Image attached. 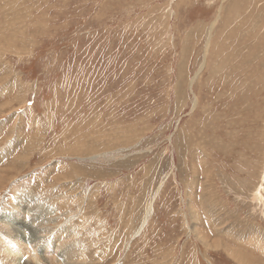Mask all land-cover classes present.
I'll return each instance as SVG.
<instances>
[{"label":"rangeland","instance_id":"1","mask_svg":"<svg viewBox=\"0 0 264 264\" xmlns=\"http://www.w3.org/2000/svg\"><path fill=\"white\" fill-rule=\"evenodd\" d=\"M23 203L50 264H264V0H0V243L47 264Z\"/></svg>","mask_w":264,"mask_h":264},{"label":"bare ground","instance_id":"2","mask_svg":"<svg viewBox=\"0 0 264 264\" xmlns=\"http://www.w3.org/2000/svg\"><path fill=\"white\" fill-rule=\"evenodd\" d=\"M209 38V37H208ZM207 46H208V42H207V45L205 46V49H207ZM100 143H101V141H99ZM78 144V143H77ZM80 147H81V149L79 148L77 151H78V155L80 154V155H90V154H94V156H89V157H86V158H88V160L90 159V160H94V159H97V156H96V154H97V152L98 151H95L94 149H98V150H101L102 149V147H104V146H102V145H100V144H98V145H87V144H85L84 142H82L80 145H79ZM99 146L101 147V149L99 148ZM114 147V146H113ZM34 148V147H33ZM77 148V147H76ZM73 149V148H72ZM75 150H72V153L71 152H69V153H71V154H73V152H74ZM108 154V153H107ZM79 157V156H78ZM82 161V160H81ZM97 172H98V170H96ZM93 173V172H92ZM98 173H100V172H98ZM90 174V173H89ZM67 176V175H66ZM97 176V175H96ZM60 179V178H59ZM61 180V179H60ZM62 188V187H61ZM64 189V188H63ZM22 199H24V198H22ZM25 200V199H24ZM28 200V199H27ZM21 201V200H20ZM28 202V201H27ZM32 202V201H31ZM33 203V202H32ZM151 203H152V200H151V202L149 203V205H147L148 207H146V209H145V214H144V216H143V221H142V223H141V225H140V227L146 222V220H147V218H148V216H149V214H150V210H151V207H150V205H151ZM29 204V203H28ZM23 205V206H22ZM27 205V203H23V204H20L19 205V207H20V215H22V216H25V218H27V215H29L30 217V219H33L32 221H30L29 220V222L28 223H26V222H23V220L22 221H17V218L16 217H13V216H11V217H9L8 218V220L7 221H10L11 220V223H10V230H11V232H10V237L12 238V240L14 239L15 240V242L16 241H18L19 243H22V244H24V243H26V245H28V244H31L32 245V243H37L38 241H42L43 242V244H44V248L42 249L43 251H44V255H42V256H40L41 258V260L44 262V263H47V264H50L52 261H51V258L52 257H50V258H48V256H49V254H50V246H49V244H50V242H49V235L47 236V232H48V228H47V226L45 225V222L46 221H42V222H39V220L37 219L39 216V214L41 213V212H37L38 211V208L40 207V204H38V205H34V207L32 208V209H34L35 208V210H31L30 209V207L29 206H26ZM32 205V204H31ZM8 207V206H7ZM6 207V208H7ZM23 207H24V209H23ZM29 207V208H28ZM11 208V207H10ZM8 210V209H7ZM6 210V211H7ZM39 211H40V209H39ZM49 211V210H48ZM37 212V213H36ZM36 213V214H35ZM3 214V213H2ZM35 214V216H33ZM43 215V214H42ZM33 216V217H32ZM40 219V218H39ZM17 223V224H20V223H24V226L23 225H21V226H19V225H15V224H13V223ZM49 222V221H48ZM1 225V224H0ZM5 225V224H4ZM7 229H9V227H7ZM26 229H28V230H26ZM8 231H7V233H8ZM5 232V231H4ZM66 233V232H65ZM67 234V233H66ZM77 234V233H76ZM8 237H9V235H7ZM52 236H53V234H52ZM71 236V235H70ZM69 236V237H70ZM78 238V237H77ZM66 239V238H65ZM86 239V238H85ZM63 240H64V238H63ZM69 240H71V239H69ZM82 240V239H81ZM81 240H80V242H81ZM11 241V240H10ZM78 241V240H77ZM77 243V242H76ZM56 244V243H55ZM65 244V243H64ZM80 244V243H79ZM205 244H207L206 242H205ZM35 245V244H34ZM61 245V244H60ZM67 245V244H66ZM208 245V244H207ZM36 246V245H35ZM43 246V245H42ZM53 246V245H52ZM59 246V245H58ZM64 246V245H63ZM76 247V246H75ZM219 247H222V244L220 243V242H215V246H214V248H219ZM0 248H1V250L3 251V256H7V257H11L9 260H8V258L7 259H5L6 261H7V263L6 264H21V261H20V258H18L17 256H18V254L20 253L19 252V250H18V247H16V246H14V244H12V243H10V242H2V243H0ZM31 248V247H30ZM67 248H69V247H66V249ZM77 248V247H76ZM223 248L225 249L224 251L228 254V256L229 257H232L234 260H236V261H238L240 264H241V262H243L244 260L243 259H241V255L237 252V251H235V249H231L230 247H228V246H223ZM59 249H61L60 247H59ZM29 251H30V249H28ZM75 250V249H74ZM33 251V250H32ZM56 251H57V249H56ZM65 251H68V249L67 250H65ZM84 251V250H83ZM23 252V251H22ZM55 252V251H54ZM53 252V253H54ZM56 254V253H55ZM83 254V253H82ZM76 255V254H75ZM62 256H63V258H60V261L62 262V264H71L70 263V259H72L71 257L69 258L67 255H64V254H62ZM85 257V256H84ZM54 258V257H53ZM4 259V258H3ZM81 259V258H80ZM84 260V259H83ZM83 260H81V261H83ZM54 261H55V259H54ZM24 263V262H23ZM56 263V262H55ZM244 263V262H243ZM242 263V264H243ZM246 264V263H245ZM248 264H250V263H248Z\"/></svg>","mask_w":264,"mask_h":264}]
</instances>
